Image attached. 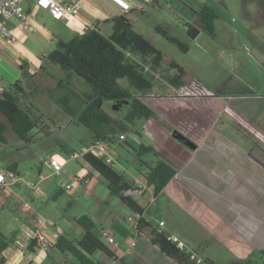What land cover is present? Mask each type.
I'll return each instance as SVG.
<instances>
[{"label": "rangeland", "instance_id": "rangeland-1", "mask_svg": "<svg viewBox=\"0 0 264 264\" xmlns=\"http://www.w3.org/2000/svg\"><path fill=\"white\" fill-rule=\"evenodd\" d=\"M155 1L152 3L151 0L136 19L132 20L133 27L167 59L182 66L186 74L195 79L197 85L194 90L173 91L169 89L166 80H163L166 70H148L149 74L153 73L155 89L151 90L145 99L166 112H169L167 103L174 99V96L195 97L193 95L197 94L209 100H218L264 134V0ZM200 4L212 6L217 13L213 32L204 29L193 12ZM190 26L199 30L195 38L188 35ZM157 28L176 38L187 49L182 50L176 43L167 40ZM19 72L26 92L32 90L31 94H26L27 97H20L21 102L40 117L38 125L30 132L31 140L28 142L20 139L7 124L4 131L5 141L0 142V171H5L7 165L14 163L22 179L31 185L37 184L40 201L37 198L34 201L27 199L28 203L30 206H39L38 209L42 211L41 219H49L56 227H61L69 239L76 241L81 237L83 228L75 218L85 214L94 218L96 224L93 230L98 232L109 249L115 250L116 243L129 244L135 232H129L128 227L122 224L123 218L118 219L120 225L115 228L120 236L112 235L114 244L109 243L102 235V231L107 230L100 228L108 226V219L101 214L103 209L119 215V211L124 210L127 214V224L128 217L132 214L117 196L109 192L106 180L92 171L91 186L88 187L84 182H73V175L81 171L82 165L72 158V154L83 150L93 137L87 127L76 123L74 116L64 112L59 99L68 95V103L78 113L83 107V98L91 92L90 86L76 74L67 78L65 71L58 65L45 61L37 66L28 64L23 72ZM15 80L2 84L1 89ZM128 105L127 99L105 100L103 108L113 116H120L126 112ZM170 117L173 121L177 113ZM0 121H6L1 113ZM231 122L233 123L230 117L223 114L214 126H234ZM134 124L132 130L126 133L127 142L119 140L117 136L114 141L106 143V147L110 149L109 155L113 158V168L127 181L144 173L147 165H151L156 157L149 152L138 153L139 144L133 139L137 136L136 131H141L143 119L135 120ZM255 142L264 147L258 141ZM52 160L62 164L63 172L58 174L54 171ZM40 176L44 178L39 180ZM67 184H70V188H66ZM161 196L162 198L160 195L155 197L148 204L144 217L155 227H158L159 219L164 220V231L175 243H182L181 247L190 255V264H264V255L259 251H255L251 255L252 258H240L233 254L232 249L216 238L214 232L205 229L196 216L190 215L188 211ZM20 197L21 201L24 200L22 195ZM156 198H159L158 206ZM95 199L100 205L94 202ZM136 199L141 200L139 197ZM15 201L18 204L16 206L23 211L20 200ZM8 203H4L1 210L10 214L13 211L17 215L18 211ZM161 211L162 216L158 218V212ZM128 235L131 238L125 241ZM53 252H56L57 256ZM92 257L106 262L112 261L100 251ZM137 260L139 262H136ZM114 262L154 264L149 259L137 257L133 253L126 254ZM47 264L80 263L69 253L54 248Z\"/></svg>", "mask_w": 264, "mask_h": 264}, {"label": "crops", "instance_id": "crops-1", "mask_svg": "<svg viewBox=\"0 0 264 264\" xmlns=\"http://www.w3.org/2000/svg\"><path fill=\"white\" fill-rule=\"evenodd\" d=\"M150 1L83 0L78 14L57 18L39 5L38 0H23L32 20L30 26L25 29H19L16 20L11 21L15 37L13 41L0 36V90L2 84L20 78V63L25 62L27 67L28 64L37 66L44 62L43 57L55 47L57 38L68 40L92 28L108 34L114 16L123 15L132 21L151 3ZM168 86L169 89L176 90L169 84ZM193 96L195 97L191 98H201L197 94ZM221 116L218 118L221 119ZM193 119L200 128V134L202 127L206 126L203 114L197 113ZM171 124V120L163 122L153 117L143 120L141 131H136L137 136L133 140L139 146H152L158 155H155L151 165L158 158H164L175 169L174 175L155 195L142 172L131 180L132 189L126 194L135 199L141 198L143 202L136 200L144 210L155 197L160 195L162 198L163 195L172 204L196 216L205 229L214 232L215 237L227 244L233 254L240 258H252L251 255L255 251L264 252V147L258 146L254 138L248 137L233 123L235 127L224 124L225 126L216 128L213 124L207 129L203 139L195 145L180 138ZM121 141L127 142L126 134L125 139ZM105 148L110 154L106 144ZM146 171L147 169L144 172ZM15 172L19 174L17 168ZM77 173L83 175L81 183L91 186L92 171L87 166H82L81 171ZM29 184L23 179L22 183L12 184L5 190L0 189L3 206L9 202L8 205L18 211L17 215L13 211L11 214L4 213V209L0 211V232L4 236L0 238V264H47V259L54 249L50 246L47 250L28 249V243L34 237V227L42 218L39 206H30L28 203L27 199L34 201L37 198L40 201V194L33 191ZM140 185L142 187H139ZM21 195L24 198L22 201ZM16 198L22 203L23 211L16 206ZM156 201L158 206L159 198H156ZM24 202L28 203L27 208L23 206ZM94 202L100 205L97 199ZM119 213L120 215L103 209L101 214L108 219V226L102 225L100 229L116 235L118 233L115 228L120 225L118 219L123 218L122 224L128 227L129 232H135L134 222L138 216L132 213L128 217L129 225L125 220L126 212L120 210ZM162 213L158 212V218ZM142 216L144 217V213ZM158 224L157 229L170 237L164 231L165 222L162 218ZM60 228L51 222L44 226L42 233L51 243L58 235L64 234ZM130 238L128 235L124 240L128 241ZM132 242L135 243L134 246H131ZM114 246L115 250L110 249L112 261H105L106 264H115L117 259L132 253L137 257L149 259L154 264H174L136 232L129 244L116 243ZM54 255L57 256L56 252Z\"/></svg>", "mask_w": 264, "mask_h": 264}, {"label": "trees", "instance_id": "trees-1", "mask_svg": "<svg viewBox=\"0 0 264 264\" xmlns=\"http://www.w3.org/2000/svg\"><path fill=\"white\" fill-rule=\"evenodd\" d=\"M155 0H152V3ZM193 12L201 26L209 32L214 30V20L217 13L208 4H200ZM111 31L103 34L97 29H87L82 34H76L68 40L57 38L55 47L43 58L44 61L58 65L65 71L66 77L76 74L81 77L91 88V92L83 98V107L78 113L68 103V95L59 99L64 112L74 116L76 123L82 124L92 133L93 140H100L104 144L111 142L119 134H126L134 127L135 120L159 118L169 122L170 115L177 113L171 126L174 131L188 143L196 144L203 139L209 129L220 115L230 117L235 126L248 137L254 138L264 146V134L241 118L226 104L218 100L207 98L181 97L171 99L167 103L166 112L162 108L145 99L146 95L155 89L152 72L163 69L166 72L167 84L178 90H194L195 79L186 74L185 69L169 60L147 38L136 31L132 21L123 15L114 16ZM163 36L178 45L182 50L187 47L176 38L157 28ZM199 33L198 28L190 26L188 35L195 38ZM25 62L19 64L23 72ZM43 66V65H42ZM41 66V67H42ZM61 81H59L60 83ZM32 90L26 92L21 79H16L7 87L0 90V113L5 118L0 121V142H4V131L7 124L16 135L28 142L31 140V130L38 125L40 115H36L29 106L21 102V96L27 97ZM129 100L126 112L120 116H113L103 108L105 100ZM203 114L206 126L197 127L193 117ZM203 132V133H202ZM197 134V135H195ZM195 136V137H193ZM182 140V141H185ZM158 152L152 147L140 144L138 153ZM76 160L82 166H87L90 171L101 175L107 184L109 192L117 196L120 202L131 213L137 215L134 230L140 237L146 239L155 249L174 264H190V255L180 248L170 237L159 231L148 219L142 216L143 207L131 195L126 194L132 189L133 183L123 179L121 173L107 163L103 157L90 152L81 153ZM16 165L11 163L6 169L15 171ZM175 169L169 161L158 158L153 165H147L143 173L146 183L152 187L153 193L158 194L170 178ZM75 221L83 228V233L76 241L69 239L64 234L57 236L54 242H46L60 252L74 256L80 264H106L105 261L92 256L100 251L112 257V251L106 246L97 233L94 232L95 223L88 215H81ZM0 232V238H3ZM39 247L37 237L30 239L28 249L34 251ZM261 253L264 252L260 251Z\"/></svg>", "mask_w": 264, "mask_h": 264}, {"label": "built area", "instance_id": "built-area-1", "mask_svg": "<svg viewBox=\"0 0 264 264\" xmlns=\"http://www.w3.org/2000/svg\"><path fill=\"white\" fill-rule=\"evenodd\" d=\"M83 0H68L65 2L59 0H38V4L45 7L49 10V12L57 18L60 17H68L70 15H76L79 13L82 7ZM16 20L17 26L19 29H25L30 26L32 16L31 14L25 9L23 5V0H0V36L5 38L6 40L13 41L15 39L11 21ZM120 139H125V134H119ZM90 152L97 156H101L104 160L111 164L113 163V158L110 156L105 148V144L100 140H93L89 145H87L83 150L79 152H75L72 154V158L76 159L81 153ZM54 171L56 173H61L62 171V164L57 160L51 161ZM44 176H40L39 180H42ZM83 181L82 174H74L73 175V182L81 183ZM23 179L17 174L15 171H11L6 169L5 171H0V189H4L9 187L12 184L22 183ZM30 188L33 191H37L38 187L37 184H29ZM139 187H142L141 185ZM66 188H70V184L66 185ZM128 192V191H127ZM24 207H28V203H23ZM3 208L2 200H0V210ZM50 220L48 219H40L34 227V237H37L39 241V250H47L49 245L46 242V237L42 233L44 226L50 224ZM136 221L134 222V226ZM102 235L105 236L106 240L109 243H115L114 238L111 233L108 231H102ZM134 242L131 243V246H134ZM180 248H182V243L179 242L177 244Z\"/></svg>", "mask_w": 264, "mask_h": 264}]
</instances>
